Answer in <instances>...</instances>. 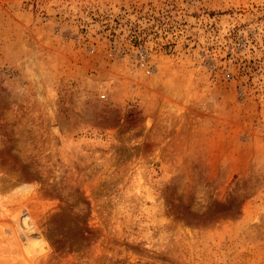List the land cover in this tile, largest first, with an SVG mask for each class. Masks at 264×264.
I'll return each instance as SVG.
<instances>
[{"label":"rangeland","instance_id":"obj_1","mask_svg":"<svg viewBox=\"0 0 264 264\" xmlns=\"http://www.w3.org/2000/svg\"><path fill=\"white\" fill-rule=\"evenodd\" d=\"M0 264H264V0H0Z\"/></svg>","mask_w":264,"mask_h":264},{"label":"bare ground","instance_id":"obj_2","mask_svg":"<svg viewBox=\"0 0 264 264\" xmlns=\"http://www.w3.org/2000/svg\"><path fill=\"white\" fill-rule=\"evenodd\" d=\"M150 120V119H149ZM149 120L147 122H149Z\"/></svg>","mask_w":264,"mask_h":264}]
</instances>
